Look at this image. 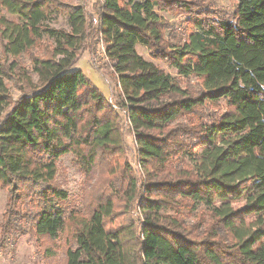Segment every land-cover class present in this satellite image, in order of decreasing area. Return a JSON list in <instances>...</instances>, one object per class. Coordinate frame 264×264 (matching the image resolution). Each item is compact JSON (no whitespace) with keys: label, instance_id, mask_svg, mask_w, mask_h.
<instances>
[{"label":"trees","instance_id":"trees-1","mask_svg":"<svg viewBox=\"0 0 264 264\" xmlns=\"http://www.w3.org/2000/svg\"><path fill=\"white\" fill-rule=\"evenodd\" d=\"M94 1L95 37L118 80L142 193L126 162L114 177L123 153L117 110L69 71L83 50L84 10L64 12L70 32L50 29L56 0H0L21 22L0 18L5 54L19 57L44 36L54 43L50 57L34 59L38 87L0 117V187L33 203L37 236L70 233L65 264H264V0H237L230 13L198 0ZM161 12L185 30H168ZM137 45L176 75L145 61ZM10 103L0 92V113ZM68 154L89 183L99 175L84 211L55 184ZM135 199L140 226L108 229L117 201Z\"/></svg>","mask_w":264,"mask_h":264},{"label":"rangeland","instance_id":"rangeland-1","mask_svg":"<svg viewBox=\"0 0 264 264\" xmlns=\"http://www.w3.org/2000/svg\"><path fill=\"white\" fill-rule=\"evenodd\" d=\"M56 1L58 2L57 13L53 14L54 16L46 23V26L50 29L70 32L64 12L71 6H80L84 10L86 30L84 35L85 40L81 44L83 50L78 52L69 71L80 70L99 89L110 105L114 106L115 110H117L116 112L122 126L123 153L117 159L114 177H116L115 180L121 179L123 162H126L129 168H131V173L138 180L137 198H139V195L142 193L139 190L143 182L142 170L139 168L136 148L126 123L124 111L121 108L118 80L104 57V45L102 41H100V38L97 41L95 37V28L98 27L99 20L98 5L94 3V0ZM198 1L203 2L212 10L224 13L232 12L237 3V0ZM159 16L166 23L167 29L177 34V36L186 28L184 20L181 21L179 17L167 12H161ZM0 18L21 25L16 15H12L5 10H0ZM2 31L3 27L0 23V68L1 72H3V75L0 76V92H6L10 97L11 103L8 107L3 106L4 108L0 113V117L19 98L29 94L32 89L38 87L37 77L32 71L34 59L39 60L50 57L54 48L53 41L44 36L24 54L19 57H12L4 53L6 41L2 39ZM88 50L92 51V55ZM136 51L145 61L155 63L172 76L176 75L175 70L168 65L150 58L146 48L137 45ZM55 59L60 60V57L57 56ZM191 85L195 87L197 81L193 79ZM223 110L222 103L217 112L221 113ZM98 176V172H95L89 183L88 177L80 169L72 154L61 157L56 163L55 184L58 188L67 192L71 201L78 204L79 211H84V200H90L88 199V194H91ZM113 182L116 181H111V183ZM22 204L23 200L19 192L11 196L8 188L0 187V264H65V250L68 246H73L70 233L66 231L54 241L37 236L33 231L32 221L36 208L33 207V203L27 200L25 204ZM138 204V200L135 199L132 205L123 207L122 203L117 201V211H120V213L116 217H113L112 221L106 222L107 228H117L126 225L129 220L139 227L141 215ZM231 205L234 208H238L241 206V203H231ZM186 212L173 213L171 215L187 214ZM12 214L16 216L14 219L11 216Z\"/></svg>","mask_w":264,"mask_h":264}]
</instances>
